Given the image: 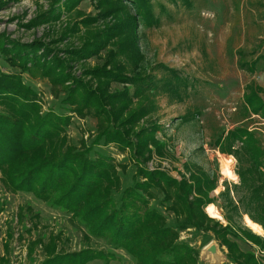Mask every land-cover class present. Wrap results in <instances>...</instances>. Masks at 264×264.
<instances>
[{
    "label": "trees",
    "instance_id": "trees-1",
    "mask_svg": "<svg viewBox=\"0 0 264 264\" xmlns=\"http://www.w3.org/2000/svg\"><path fill=\"white\" fill-rule=\"evenodd\" d=\"M83 1L54 0L50 11L26 27L58 22L64 12L72 14ZM94 1L99 14L86 18L77 14L82 20L65 33L62 41L80 34L82 28L87 34L82 47L67 50L65 58L56 54L50 44L20 43L4 35L0 36V54L22 72L38 69L55 88L63 90L62 102L70 111L97 119L101 132L95 145L114 142L123 151L127 147L133 149L134 160L141 163L137 169L141 179L117 199L115 191L121 188V179L111 157L99 154L91 158L93 146L79 151L67 145L62 134L70 117L51 110L43 113L36 92L21 74L0 72V170L5 184L15 191L52 199L85 225L92 236L105 239L115 249L125 250L135 258L136 264H201L200 251L181 241L180 230L169 226L165 214L151 206L152 190L160 187L166 209L197 229L213 231L220 245L228 246V257L234 264H263L254 252L241 250L232 238H243L264 251V237L236 223L247 215L264 229V146L256 132L243 124L251 121L252 115L264 118V90L257 85L246 87L242 124L216 140L220 151L238 160L239 183L224 181V190L211 197L210 193L219 185L218 177L209 176L201 167L196 166L190 178L183 176L181 180L162 169L149 170L143 163L152 152L150 144L158 153L163 149L156 138L161 126L150 121L139 130L135 127L158 112V95H168L182 103L189 96L191 86L178 70L165 64L152 68L163 73L160 77L140 70L144 55L139 46V28L161 25L155 0ZM168 1L173 4L181 1L192 7L191 0ZM6 4L0 2V7ZM100 21H108L105 29H91ZM110 46L114 49L107 52L102 66L87 69L80 77L73 74V63L98 57ZM238 56L242 70L251 73L264 62L263 55L248 60L246 53L240 51ZM115 83L126 87L112 91ZM135 98L144 103L132 108ZM218 201L227 221L224 225L205 210ZM9 237L12 239L13 234L9 233ZM5 249L4 256L0 253V264L9 262V243ZM33 249L31 245L30 252ZM57 249L53 243L41 264H88L96 259L108 262L113 256L89 248L64 253H57Z\"/></svg>",
    "mask_w": 264,
    "mask_h": 264
},
{
    "label": "rangeland",
    "instance_id": "rangeland-1",
    "mask_svg": "<svg viewBox=\"0 0 264 264\" xmlns=\"http://www.w3.org/2000/svg\"><path fill=\"white\" fill-rule=\"evenodd\" d=\"M53 1L0 0L7 3L0 7V36L28 44L42 41L52 45L56 54L62 58L66 57L67 50L81 48L87 37L84 28L80 34L62 40L65 33L73 29L74 23L82 20V16L77 14L85 18L99 14L96 1L85 0L72 14L64 12L60 21L28 29L26 26L29 23L52 9ZM191 1L192 7L181 1L173 4L168 0H155V10L161 19L160 27L139 28V46L144 55L140 70L160 77L163 73L153 71L152 68L157 64H165L186 77L191 90L182 103L168 95H158V112L143 119L135 129L139 130L150 121H157L161 126L156 138L163 144V149L158 153L155 146L150 144L152 152L143 163L149 170L162 169L181 180L183 176L190 178L196 166L201 167L209 176L218 177L219 185L210 193L211 197H215L224 190V181L230 184L240 182L238 160L220 151L216 140L242 124L240 121L246 87L257 85L264 90V62L251 73L242 70L238 56L240 51L246 53L248 60L254 56H264V0ZM106 22L100 21L91 29L103 30ZM112 49L114 47L110 46L98 57L73 63V74L80 77L85 70L102 66L107 52ZM0 72L21 74L24 82L36 92L43 113L51 110L70 117L62 134L67 145L79 151L93 146L89 153L91 158L99 154L111 157L117 164L121 179V188L115 191L117 199L125 189L141 179L137 173L141 163L134 160L133 149L127 147L123 151L114 142L95 145L101 132L99 121L91 116H77L70 111L62 102L65 96L63 90L55 88L38 69L22 72L12 67L6 57L0 54ZM124 87L126 85L115 83L111 90L122 91ZM262 95L264 100V93ZM142 102L133 99L132 108ZM243 124L256 132L264 146L263 116L252 115L251 121ZM237 145L240 143L237 142ZM228 166L231 167L230 175ZM4 178L0 170V253L2 256L6 254L5 244L9 243L7 264H41L53 243L57 245V253L89 248L115 256L110 257L108 262L96 259L88 264H136L135 258L125 250L115 249L105 239L92 236L85 225L55 205L52 199H42L33 192L12 190L5 184ZM152 192L154 197L150 200L151 206L165 214L169 226L180 230L181 241L190 243L200 251L201 264H210L201 253L211 244H215L217 252L223 256L220 264H234L228 257V246L220 245L213 231L197 229L185 218L177 219L173 212L166 209L162 189L156 187ZM220 205L218 201L209 204L205 210L210 216L212 208L216 207L222 217L216 220L224 225L227 221ZM250 221L249 216L245 215L237 219L236 223L248 226L264 237V233H258L252 228ZM9 233L13 234L12 239ZM232 240L238 242L241 250L254 252L264 264V251L243 238L234 237ZM31 245L34 246L32 252Z\"/></svg>",
    "mask_w": 264,
    "mask_h": 264
},
{
    "label": "bare ground",
    "instance_id": "bare-ground-1",
    "mask_svg": "<svg viewBox=\"0 0 264 264\" xmlns=\"http://www.w3.org/2000/svg\"><path fill=\"white\" fill-rule=\"evenodd\" d=\"M227 170H228V174L230 175L231 174V167L228 166ZM210 216L215 217V218H222L219 210L216 207H213L212 208L211 213H210ZM250 225L258 233H261V234L264 233L263 228L261 226H259L258 224L253 223L252 221H250ZM201 255L210 264H220L221 261H222V259H223V256H222L221 253H219V252H216V253L209 252L208 251V247H205L202 250Z\"/></svg>",
    "mask_w": 264,
    "mask_h": 264
},
{
    "label": "water",
    "instance_id": "water-1",
    "mask_svg": "<svg viewBox=\"0 0 264 264\" xmlns=\"http://www.w3.org/2000/svg\"><path fill=\"white\" fill-rule=\"evenodd\" d=\"M208 250H210L212 253H216L217 246L215 244H211L210 246H208Z\"/></svg>",
    "mask_w": 264,
    "mask_h": 264
}]
</instances>
